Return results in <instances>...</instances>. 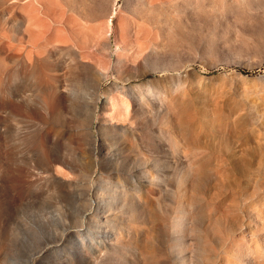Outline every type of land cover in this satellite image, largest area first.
<instances>
[{"label": "rangeland", "instance_id": "1", "mask_svg": "<svg viewBox=\"0 0 264 264\" xmlns=\"http://www.w3.org/2000/svg\"><path fill=\"white\" fill-rule=\"evenodd\" d=\"M0 264H264V0H0Z\"/></svg>", "mask_w": 264, "mask_h": 264}]
</instances>
